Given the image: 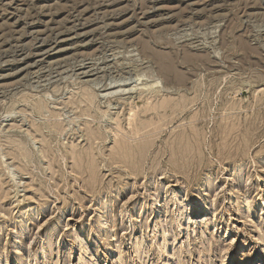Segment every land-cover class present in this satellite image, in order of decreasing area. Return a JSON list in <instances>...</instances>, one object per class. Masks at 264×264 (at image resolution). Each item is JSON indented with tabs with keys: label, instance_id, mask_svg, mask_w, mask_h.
Instances as JSON below:
<instances>
[{
	"label": "rangeland",
	"instance_id": "1",
	"mask_svg": "<svg viewBox=\"0 0 264 264\" xmlns=\"http://www.w3.org/2000/svg\"><path fill=\"white\" fill-rule=\"evenodd\" d=\"M164 101L184 108L143 133L161 132L154 156L126 176L112 155L137 143L129 110ZM179 134L193 184L169 149L153 163ZM261 234L264 0H0V264H264Z\"/></svg>",
	"mask_w": 264,
	"mask_h": 264
},
{
	"label": "bare ground",
	"instance_id": "2",
	"mask_svg": "<svg viewBox=\"0 0 264 264\" xmlns=\"http://www.w3.org/2000/svg\"><path fill=\"white\" fill-rule=\"evenodd\" d=\"M48 48V47H47ZM146 50V52L151 53L152 55H154L158 61H159V66H160V70L161 72L165 75V76H172L173 78H175L178 82H181L182 79V75L174 68L173 64L170 61V58L167 54L165 53H159V52H152V50L149 47H145L144 48ZM161 51V50H160ZM165 51V50H164ZM167 51V50H166ZM181 62V60H180ZM183 63V62H182ZM178 64V63H177ZM179 65V64H178ZM180 66V65H179ZM179 70V69H178ZM183 72V71H181ZM119 82V81H118ZM121 82V81H120ZM152 87V86H151ZM154 87V86H153ZM156 87V86H155ZM158 87V86H157ZM156 87V88H157ZM145 88V87H144ZM91 90V89H90ZM156 91V90H155ZM157 92V91H156ZM142 93V92H141ZM151 93V92H149ZM88 100H91L90 96H87ZM147 98V97H146ZM150 98V97H149ZM132 99V98H130ZM140 99V98H139ZM112 101V100H111ZM155 102V101H154ZM134 103V102H133ZM144 103V102H143ZM112 107V106H111ZM184 107H182V103L181 105H179L178 103H173L172 101H164L162 103H160L159 105H147L146 107H144L143 109H141L139 107V112L137 111V106H132L130 111V125L133 127L132 128V132H130L132 137L134 138V141H137V143L135 145H131L128 143V139H123L119 142H117V148L115 149V153L112 155V159H113V164L120 166L121 168H123L124 171H126L128 174H126V176H133L136 180L138 178H141L143 175H146V165L148 162H150V159L152 156H154V151L153 148L154 146L157 144L156 141L159 137V134H161V132L155 135H143V133H149L150 131H154V130H158V129H162L163 126L168 125L169 123H172L173 121L176 120V118L178 117V111L182 110ZM136 110V111H135ZM135 112V113H134ZM185 114V113H184ZM196 116V115H195ZM117 119V118H116ZM179 119V118H178ZM180 120V119H179ZM233 124V123H232ZM228 126V125H226ZM152 127V130L149 129ZM236 127V126H235ZM232 129V128H231ZM129 130V129H128ZM244 130V129H243ZM115 131V130H114ZM147 131V132H146ZM155 133V132H154ZM224 134V133H223ZM229 134V133H228ZM124 135V134H123ZM90 138L92 139V144H94V142L96 140H98L99 138L96 136L95 132H91L89 134ZM139 137L138 139L136 137ZM192 136V135H191ZM125 137V136H124ZM233 138V137H232ZM133 140V139H132ZM190 137L184 134H179L175 137V140L169 142L166 144V148L165 150L160 151L159 153H157L154 157L153 163L156 162L158 159L163 158V156L165 155V153L168 151V149L170 150L171 154H170V163L172 164V166L174 167V169L176 171L179 172V174H181L183 177L187 178L188 180H184V181H188L190 184H193V180H189L190 179V175L188 174V170L190 168L189 164V160L192 161L193 156L192 152H193V148L192 145L189 143L190 141ZM139 141V142H138ZM185 141V144L183 143ZM230 142V141H229ZM238 142V141H237ZM163 143V142H162ZM103 144V143H102ZM203 144V143H202ZM101 145V144H100ZM248 144L246 145L247 148ZM232 149V148H231ZM239 150H241V148H238ZM183 150H185L186 152H183ZM248 150H249V146H248ZM190 151L191 154L190 155H185L184 153H190L188 152ZM196 151V150H195ZM93 152V147L92 149L89 151V153L86 154V156L83 155V153H78L73 152L72 158L76 161V164L79 165L80 169L83 166H87L89 168V166L93 165L94 160H90L89 162L86 161L87 157H90L91 154L92 157L94 156ZM230 158H236L238 156H240V153L235 149V152H230ZM167 155V154H166ZM104 160V159H103ZM263 160V159H262ZM106 163V162H105ZM243 161H240V163L236 164L235 166H237L238 170H237V174L234 175V177L231 179V182H235L236 179L242 177L243 174L238 173L242 167H244L243 165ZM262 163V162H261ZM110 162L107 163V166H110ZM204 165V164H203ZM247 166V165H246ZM151 169L153 172H156L157 169L155 167H151L149 168ZM148 169V170H149ZM186 171H183L185 170ZM245 169V168H244ZM81 175H84L86 172H84V170L81 171ZM174 173V172H173ZM94 174H90V176L92 177V179L95 177L93 176ZM161 175V174H160ZM177 175V174H176ZM130 176V177H131ZM148 176V175H147ZM244 176V175H243ZM182 177V178H183ZM149 178V177H148ZM143 179V178H142ZM242 179V178H241ZM154 180V179H153ZM211 177H207L206 178V184L207 185H211ZM181 181V180H180ZM162 182V181H161ZM175 182H178L177 180ZM244 182V181H243ZM155 183V182H154ZM137 184V183H136ZM135 184V186H136ZM160 185V184H159ZM171 185V184H170ZM174 185V184H173ZM196 185V184H195ZM134 186V185H133ZM154 186V185H153ZM158 186V185H157ZM177 186V185H176ZM205 186V184H204ZM245 186V185H244ZM155 187V186H154ZM169 187V186H168ZM94 188V187H93ZM133 188V187H132ZM164 188V187H163ZM172 188V187H171ZM187 188V187H186ZM189 188V186H188ZM196 188V187H195ZM231 188V187H230ZM247 188V187H246ZM165 189V188H164ZM128 190V189H127ZM166 190V189H165ZM186 190V189H185ZM211 190V189H210ZM238 190H240L238 188ZM244 190V189H243ZM123 191V190H122ZM131 191V190H130ZM161 191V190H160ZM164 190H162L163 192ZM171 191L172 196H170V201L172 202L173 199H175V194H176V190H170L168 189L166 194H168ZM201 191V190H200ZM199 191V192H200ZM215 191V190H214ZM138 192V191H137ZM191 192V191H189ZM198 192V191H197ZM206 192V191H205ZM120 193V192H119ZM155 193V192H154ZM158 193V192H157ZM160 193V192H159ZM132 194V193H131ZM135 194V193H134ZM174 194V195H173ZM155 195V194H154ZM185 195V194H184ZM152 196V195H151ZM217 196V195H216ZM101 197V196H100ZM108 197V196H107ZM177 197V196H176ZM155 198V197H154ZM153 198V199H154ZM157 198V197H156ZM156 198L153 200L154 204L152 206H155L156 208L159 206V203H161V201L157 202ZM106 199V198H103ZM102 200V199H101ZM132 200V199H131ZM211 200V199H210ZM152 201V200H151ZM169 201V200H168ZM169 201V203H170ZM115 202V201H113ZM122 202V201H121ZM175 202V201H174ZM205 202V201H204ZM212 202V201H211ZM116 203V202H115ZM114 203V204H115ZM168 203V204H169ZM178 203V201H177ZM250 203V202H249ZM112 202H100L99 207H103V209H108V207L112 206ZM126 204V203H125ZM121 205V204H120ZM206 206V205H205ZM209 207V206H207ZM97 208V207H96ZM214 208V207H213ZM99 209V208H98ZM95 210V209H94ZM93 210V211H94ZM143 210V209H142ZM141 210V211H142ZM108 211V210H107ZM210 211L211 210H207ZM105 212V211H104ZM143 212V211H142ZM188 212V211H187ZM252 212V210H251ZM103 213V212H102ZM215 213V211L213 212V214ZM102 215V214H101ZM111 215V216H110ZM103 218L100 219V223H103L104 221H107V219L109 220V217H112V214H110V212H105L104 215H102ZM174 216V213H173ZM203 218V219H202ZM200 221H193L191 222L192 224H199V223H203L206 221H208L207 217H202ZM21 222V221H20ZM98 222V223H99ZM111 222V221H110ZM209 222V221H208ZM3 224V223H2ZM104 224V223H103ZM110 225V224H109ZM204 225V224H203ZM107 226V225H106ZM189 226V225H188ZM101 227V226H100ZM156 227V226H155ZM173 225H172V229H173ZM209 227V226H208ZM22 228H24V225H22ZM162 228V227H161ZM201 228V227H200ZM104 230V229H103ZM168 230V228H167ZM167 230L164 229V240H163V244L162 246H165L168 240V237L165 235L167 233ZM201 230V229H200ZM112 231V230H111ZM196 231V230H195ZM24 232V231H23ZM103 232V231H102ZM174 232V231H173ZM202 232V231H201ZM100 233V232H98ZM110 233V232H109ZM205 233V231H204ZM105 235V234H104ZM206 235V233H205ZM173 236V235H172ZM261 236H263V234H261ZM204 237V236H203ZM264 237V236H263ZM77 238V237H76ZM77 240V239H76ZM170 240V239H169ZM50 241V240H49ZM48 241V242H49ZM80 241V240H79ZM82 241V240H81ZM47 242V241H46ZM51 243V241H50ZM19 245V244H18ZM45 245V244H43ZM42 245V246H43ZM51 245V244H50ZM119 245V244H118ZM140 246H137L136 248V253L138 255H140ZM52 247V246H51ZM83 247V246H82ZM166 248V247H165ZM90 250V249H89ZM165 253L166 254H170L169 253V249H165ZM183 250V249H182ZM202 251V250H201ZM19 251L16 250V254L18 256ZM143 252V251H142ZM184 252V250H183ZM176 253V252H175ZM32 254V253H31ZM83 254V253H82ZM147 254V253H146ZM35 255V254H34ZM31 256V255H30ZM82 257V256H81ZM84 257V256H83ZM142 257V256H141ZM191 257V256H190ZM161 258V256H160ZM83 259V258H82ZM142 259V258H141ZM147 259V258H146ZM120 260V259H119ZM84 261V260H83ZM118 262V261H117ZM122 262V259L121 261ZM8 263V261H7ZM172 263V262H171ZM9 264V263H8ZM123 264V263H122ZM125 264V263H124Z\"/></svg>",
	"mask_w": 264,
	"mask_h": 264
}]
</instances>
